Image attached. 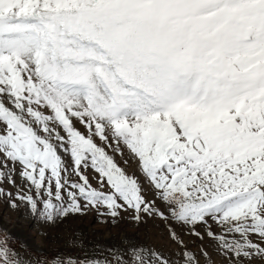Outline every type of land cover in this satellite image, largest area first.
<instances>
[{"label": "snow or ice", "instance_id": "6c2138e0", "mask_svg": "<svg viewBox=\"0 0 264 264\" xmlns=\"http://www.w3.org/2000/svg\"><path fill=\"white\" fill-rule=\"evenodd\" d=\"M0 202L167 239L0 264H264V0H0Z\"/></svg>", "mask_w": 264, "mask_h": 264}, {"label": "rangeland", "instance_id": "374dc122", "mask_svg": "<svg viewBox=\"0 0 264 264\" xmlns=\"http://www.w3.org/2000/svg\"><path fill=\"white\" fill-rule=\"evenodd\" d=\"M121 167L129 173L139 175L138 162L129 159L125 165L116 156ZM0 227L28 241L33 249L48 258L58 254H75L73 240L84 238L86 242L97 241L101 244L120 243L124 237H137L156 246H166L167 239L161 235L160 229L151 222L137 227L130 221H120L113 225L100 222L95 212L84 216H70L67 220L51 227L35 220L26 219L16 211L0 202Z\"/></svg>", "mask_w": 264, "mask_h": 264}]
</instances>
